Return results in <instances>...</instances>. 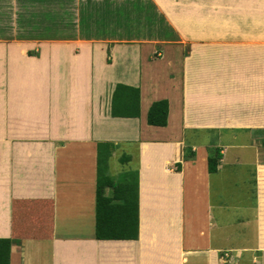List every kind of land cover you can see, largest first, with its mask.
<instances>
[{"label":"crops","instance_id":"0c3cea01","mask_svg":"<svg viewBox=\"0 0 264 264\" xmlns=\"http://www.w3.org/2000/svg\"><path fill=\"white\" fill-rule=\"evenodd\" d=\"M210 6L12 0L15 38L0 40L9 264H264V18L253 6L233 26ZM117 85L139 89V118L111 116ZM163 100L167 126H149ZM99 143L115 146L109 177L123 174H111L120 150L127 172H138L136 240L96 238ZM216 149L222 159L210 174Z\"/></svg>","mask_w":264,"mask_h":264},{"label":"trees","instance_id":"16d2710c","mask_svg":"<svg viewBox=\"0 0 264 264\" xmlns=\"http://www.w3.org/2000/svg\"><path fill=\"white\" fill-rule=\"evenodd\" d=\"M6 28L11 29V26ZM4 34V32L0 33V37ZM29 55L33 54L29 53ZM157 57L156 54L155 58ZM110 114L113 118H139V89L117 85L112 95ZM168 115V101L155 102L148 112L147 123L153 127H166ZM114 149L115 146L111 144H98L97 185L100 188L96 200V238L98 240H136L139 234V175L135 171L121 174L117 180L124 183V187L116 188L117 180L108 175L109 159ZM220 152L216 149L209 153L208 169L210 174H215L218 171L222 159ZM190 153L187 149L186 160L194 157ZM180 169L181 165H178L177 170ZM105 188L113 189L111 197L103 195ZM10 254V240L0 239V264H9Z\"/></svg>","mask_w":264,"mask_h":264},{"label":"rangeland","instance_id":"374dc122","mask_svg":"<svg viewBox=\"0 0 264 264\" xmlns=\"http://www.w3.org/2000/svg\"><path fill=\"white\" fill-rule=\"evenodd\" d=\"M253 6L259 9L260 18L263 19L264 0H211L210 10L213 17L221 15L223 16V19H225V16H227L230 22L229 24L234 26L236 15L241 17L242 13H246V10H251ZM14 17V13L12 11V0H0V33H5L4 36L0 37V40L11 41L15 38L12 36V29L6 28L11 26ZM117 155V158L114 159L111 165V174L113 176H118L121 173L127 172L131 168L129 165H124L119 162V158L122 156L121 150ZM242 199L244 203V210L238 214V217L241 218L243 220L242 222L247 225L251 220L252 213L247 210V208L250 207L249 198L243 197ZM233 202L234 201H231V204H233ZM223 213L225 214V211H223ZM224 214L223 221L225 222H231L232 218L235 217L234 215H231L230 212L229 214ZM229 233H232V230L229 229Z\"/></svg>","mask_w":264,"mask_h":264},{"label":"built area","instance_id":"2783aa9c","mask_svg":"<svg viewBox=\"0 0 264 264\" xmlns=\"http://www.w3.org/2000/svg\"><path fill=\"white\" fill-rule=\"evenodd\" d=\"M226 257H227V255H226Z\"/></svg>","mask_w":264,"mask_h":264}]
</instances>
